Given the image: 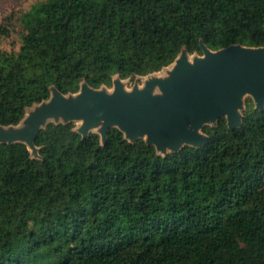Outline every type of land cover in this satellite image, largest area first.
<instances>
[{"label": "trees", "instance_id": "16d2710c", "mask_svg": "<svg viewBox=\"0 0 264 264\" xmlns=\"http://www.w3.org/2000/svg\"><path fill=\"white\" fill-rule=\"evenodd\" d=\"M9 42V44H8ZM264 47V0H44L0 25V125L53 88L76 95L170 67L184 50ZM161 155L117 128L49 123L0 143V264H264V111Z\"/></svg>", "mask_w": 264, "mask_h": 264}, {"label": "water", "instance_id": "95a60500", "mask_svg": "<svg viewBox=\"0 0 264 264\" xmlns=\"http://www.w3.org/2000/svg\"><path fill=\"white\" fill-rule=\"evenodd\" d=\"M201 47L203 56L191 62L184 50L169 78H151L142 89L136 85L127 91L119 77L112 93L87 83L77 95L65 96L53 88L50 100L36 105L23 127L0 125V143H25L37 158V136L49 123L82 122L76 131L84 139L98 133L102 144L117 128L129 142L144 139L164 156L186 146L203 147L209 141L206 126L226 119L229 130L242 128L246 96L257 111H264V47Z\"/></svg>", "mask_w": 264, "mask_h": 264}, {"label": "rangeland", "instance_id": "374dc122", "mask_svg": "<svg viewBox=\"0 0 264 264\" xmlns=\"http://www.w3.org/2000/svg\"><path fill=\"white\" fill-rule=\"evenodd\" d=\"M41 1H44V0H0V25L3 23H7L8 21H14L16 18L20 17L23 13L27 12L33 6H35L37 3L41 2ZM8 44H9V42H8ZM196 57H200V55H197V54L190 55L189 54V59L191 62H193L194 58H196ZM176 64L177 63L175 61L174 64H172L168 68H165L161 72L155 73V74H152V75H149L146 77H135L134 79L122 80L123 84L125 85V88L127 91H132L136 85L140 89H142V88H144L145 83L151 78H154V77L163 78V79L169 78L170 72L173 71ZM102 89L107 90L109 93H112L114 91V86L112 88L103 87ZM156 93L157 94L160 93L159 89H157ZM247 98L252 99V97L246 96L245 101ZM36 108H37V106H34L33 108L29 109L25 118H27L32 112H34ZM75 123L77 125L76 130H78L80 128V126L82 125V122H75ZM24 125L25 124H24V120H23V122L18 127H23ZM96 132H97V130H96ZM33 156H34V153H33Z\"/></svg>", "mask_w": 264, "mask_h": 264}]
</instances>
